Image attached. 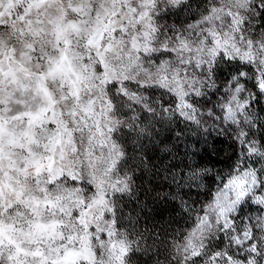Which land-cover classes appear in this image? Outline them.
<instances>
[{"label": "clouds", "instance_id": "clouds-1", "mask_svg": "<svg viewBox=\"0 0 264 264\" xmlns=\"http://www.w3.org/2000/svg\"><path fill=\"white\" fill-rule=\"evenodd\" d=\"M0 264H264V0H0Z\"/></svg>", "mask_w": 264, "mask_h": 264}]
</instances>
